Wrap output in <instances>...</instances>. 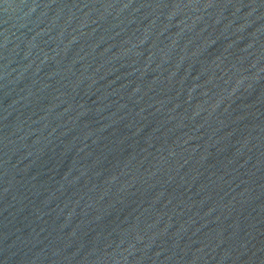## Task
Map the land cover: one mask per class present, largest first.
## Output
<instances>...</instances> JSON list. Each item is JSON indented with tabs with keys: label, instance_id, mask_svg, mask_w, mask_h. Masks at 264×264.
<instances>
[{
	"label": "water",
	"instance_id": "obj_1",
	"mask_svg": "<svg viewBox=\"0 0 264 264\" xmlns=\"http://www.w3.org/2000/svg\"><path fill=\"white\" fill-rule=\"evenodd\" d=\"M0 264H264V0H0Z\"/></svg>",
	"mask_w": 264,
	"mask_h": 264
}]
</instances>
